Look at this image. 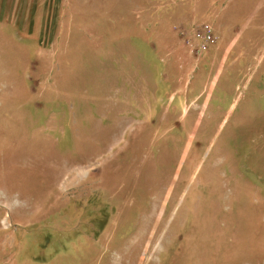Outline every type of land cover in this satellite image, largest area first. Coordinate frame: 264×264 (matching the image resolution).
Segmentation results:
<instances>
[{
	"label": "rangeland",
	"instance_id": "rangeland-1",
	"mask_svg": "<svg viewBox=\"0 0 264 264\" xmlns=\"http://www.w3.org/2000/svg\"><path fill=\"white\" fill-rule=\"evenodd\" d=\"M0 264H264V0H0Z\"/></svg>",
	"mask_w": 264,
	"mask_h": 264
}]
</instances>
